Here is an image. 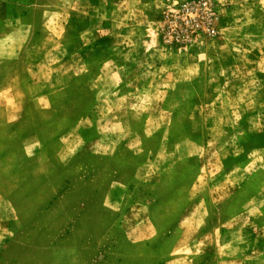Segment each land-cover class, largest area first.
<instances>
[{
	"label": "rangeland",
	"instance_id": "1",
	"mask_svg": "<svg viewBox=\"0 0 264 264\" xmlns=\"http://www.w3.org/2000/svg\"><path fill=\"white\" fill-rule=\"evenodd\" d=\"M174 1L0 0V89L20 95L0 128V264H43L59 215L107 194L110 220L158 226L164 259L205 216L264 264V0H211L218 34L184 47L159 31Z\"/></svg>",
	"mask_w": 264,
	"mask_h": 264
},
{
	"label": "crops",
	"instance_id": "2",
	"mask_svg": "<svg viewBox=\"0 0 264 264\" xmlns=\"http://www.w3.org/2000/svg\"><path fill=\"white\" fill-rule=\"evenodd\" d=\"M16 84L19 85V81L5 84L9 90L0 89V99L16 102L12 110L8 107L13 105L8 104L6 109L0 107V128L18 120L20 95ZM66 193L68 195V191ZM108 196L99 198L97 195L90 204L82 203L83 214L76 219L69 220L71 212L59 215L50 229L65 231L53 241L44 239L43 264H250L258 259L257 256H244L237 228L228 232L225 222L211 225L205 222V216L194 224L191 219L186 223L182 220L172 229L167 246L170 254L164 259L158 226L146 221L110 220L109 216L118 208H110L109 201H113H108ZM99 201L104 207L98 205ZM60 203L62 205L61 200ZM73 208L76 212L80 207ZM212 230L214 243L209 241ZM184 238L185 245L182 244ZM261 258L264 260V254Z\"/></svg>",
	"mask_w": 264,
	"mask_h": 264
},
{
	"label": "built area",
	"instance_id": "3",
	"mask_svg": "<svg viewBox=\"0 0 264 264\" xmlns=\"http://www.w3.org/2000/svg\"><path fill=\"white\" fill-rule=\"evenodd\" d=\"M217 19L211 0H176L161 12L159 31L167 45H202L218 34Z\"/></svg>",
	"mask_w": 264,
	"mask_h": 264
}]
</instances>
